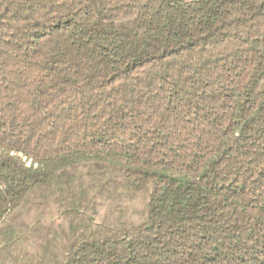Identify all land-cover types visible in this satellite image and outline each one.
I'll list each match as a JSON object with an SVG mask.
<instances>
[{
    "label": "trees",
    "instance_id": "obj_1",
    "mask_svg": "<svg viewBox=\"0 0 264 264\" xmlns=\"http://www.w3.org/2000/svg\"><path fill=\"white\" fill-rule=\"evenodd\" d=\"M0 264H264V0H0Z\"/></svg>",
    "mask_w": 264,
    "mask_h": 264
}]
</instances>
